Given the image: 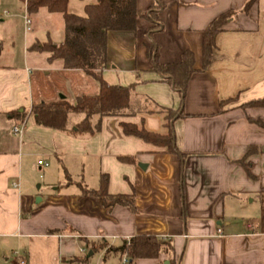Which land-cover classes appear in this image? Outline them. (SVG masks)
Instances as JSON below:
<instances>
[{
    "label": "crops",
    "instance_id": "obj_1",
    "mask_svg": "<svg viewBox=\"0 0 264 264\" xmlns=\"http://www.w3.org/2000/svg\"><path fill=\"white\" fill-rule=\"evenodd\" d=\"M82 1L84 10L98 0ZM160 1L162 26L153 31L159 61L177 62L185 50L194 54L196 71L184 99L146 54V18H138L135 31L107 32L102 77L133 85L136 99L187 115L171 122L176 148L185 153L182 168L177 154L122 130L121 123H132L164 132L157 113L95 115L92 126L99 127L87 135L38 125L30 111L34 103L60 95L74 103L96 94L98 84L60 60L48 62L49 53L35 48L63 41L60 12L39 8L29 16L31 35H22L14 27L22 26L24 0H0V264H124V255L92 253L85 239L115 245L142 234L171 239L177 264H264V128L248 119L264 121V108L240 107L264 96V0L246 12L247 0ZM136 3L144 13L157 0ZM230 9L237 12L216 35L210 64L200 71L203 30ZM12 111H26L25 120ZM79 119L73 116L70 126ZM21 122L23 131L14 133ZM101 175L108 177V193H134L135 213L81 194L76 182L95 189ZM126 264L168 259L160 254Z\"/></svg>",
    "mask_w": 264,
    "mask_h": 264
},
{
    "label": "trees",
    "instance_id": "obj_2",
    "mask_svg": "<svg viewBox=\"0 0 264 264\" xmlns=\"http://www.w3.org/2000/svg\"><path fill=\"white\" fill-rule=\"evenodd\" d=\"M256 0H247L241 11H248ZM68 0H27L25 9L30 14L44 7L49 12H60L64 22V38L59 44L51 40L36 43L35 48L49 53L47 60L52 62L60 60L62 67L67 69H80L90 75L98 84V92L93 95H81L74 103L66 99H57L48 102H38L31 106L30 111L34 115L38 125L57 130H67L80 135L92 134L99 127V123L92 126V118L95 115L119 116L134 115L138 112L157 113L162 115L164 132L147 130L143 125L121 123L126 135L138 137L155 146L165 148L167 152L175 153L180 158L182 168L185 153L179 151L175 145L174 131L171 122L176 117H186L180 110H172L160 106H153L148 98H135L133 85H113L107 83L102 77V69L106 64V35L108 31H135L138 18H146L151 22L147 29L150 43L146 45V54L153 64L155 71L166 76L178 90L182 100L184 99L188 82L191 75L196 71L194 68V54L185 50L179 61L161 63L159 61V44L153 37V31L159 30L162 22L158 10L165 5L162 1L150 6L144 13H138L136 0H98L84 6V14L78 15L67 10ZM237 10L230 9L216 16L203 30L201 46L200 71L208 68L213 50L216 46V35L223 30L224 25L232 20ZM225 102H220V111ZM242 109L250 107L264 108V96L240 105ZM12 115L25 120L26 111H12ZM73 116L80 119L70 126ZM250 122L264 128L261 119L248 118ZM72 183L66 176V184ZM108 177L101 175L99 186L95 189L76 182L82 195H91L99 199L106 208L115 205L128 207L131 212H136L134 193L110 194L107 191ZM85 243L92 253L104 250L103 257L113 253L125 255L128 262L132 263L140 258H156L160 254L167 255L168 264H177L176 252L171 239H164L155 235H134L123 238L118 244H109L106 240L100 242L88 241ZM88 254L86 253V258Z\"/></svg>",
    "mask_w": 264,
    "mask_h": 264
},
{
    "label": "rangeland",
    "instance_id": "obj_3",
    "mask_svg": "<svg viewBox=\"0 0 264 264\" xmlns=\"http://www.w3.org/2000/svg\"><path fill=\"white\" fill-rule=\"evenodd\" d=\"M84 2H86V1H82V0H69V5H68V8H67V10L69 11V12H72V13H75V14H79V15H83L84 14V10L82 9V7H81V5H83V3ZM22 9H23V7H22ZM25 11L24 10H21V15L22 14H24L25 15V13H24ZM22 26L20 27L19 26V24H17L16 25V27H14L16 30H17V32H21V34L22 35H24V33L25 32H27L29 35H31V33H32V31L31 30H29V31H26V29H25V24H24V17H22ZM31 24H30V28H31ZM42 31V30H41ZM41 31H39V32H41ZM52 32L55 34V28L52 30ZM15 51H16V53L18 54L20 51H22V47H21V45H19L18 43H17V45H15ZM39 72V75H38V77L39 78H48L49 80H50V77H51V75H46V76H42V71H38ZM40 85H39V83H38V87H39ZM77 118V117H76ZM46 169H48V166H43L42 167V170L43 171H45ZM39 174L42 176V171L41 170H39ZM40 176V177H41ZM41 180V182H42V179H40ZM41 182H39V183H41ZM19 255H17V257H18Z\"/></svg>",
    "mask_w": 264,
    "mask_h": 264
},
{
    "label": "built area",
    "instance_id": "obj_4",
    "mask_svg": "<svg viewBox=\"0 0 264 264\" xmlns=\"http://www.w3.org/2000/svg\"><path fill=\"white\" fill-rule=\"evenodd\" d=\"M27 0H24V5H26ZM26 11V9H25ZM24 24H25V29L28 31L30 29V24H31V19L28 16L27 12H25L24 15ZM24 129V122H21L19 125H16L13 127V132L14 133H21ZM38 164L42 165L44 162L42 160L38 161ZM128 262L127 257L124 255L122 258V263L126 264ZM24 262L21 260L20 264H23Z\"/></svg>",
    "mask_w": 264,
    "mask_h": 264
},
{
    "label": "water",
    "instance_id": "obj_5",
    "mask_svg": "<svg viewBox=\"0 0 264 264\" xmlns=\"http://www.w3.org/2000/svg\"><path fill=\"white\" fill-rule=\"evenodd\" d=\"M60 98H61V99H63V98H64V96H63V95H60ZM89 254H91V253H89Z\"/></svg>",
    "mask_w": 264,
    "mask_h": 264
}]
</instances>
